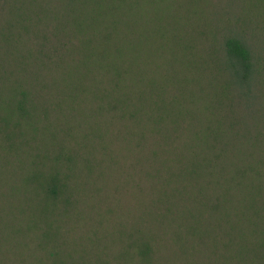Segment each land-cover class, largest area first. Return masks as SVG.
I'll return each mask as SVG.
<instances>
[{
    "label": "trees",
    "instance_id": "trees-1",
    "mask_svg": "<svg viewBox=\"0 0 264 264\" xmlns=\"http://www.w3.org/2000/svg\"><path fill=\"white\" fill-rule=\"evenodd\" d=\"M0 264H264V0H0Z\"/></svg>",
    "mask_w": 264,
    "mask_h": 264
}]
</instances>
